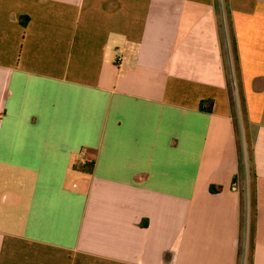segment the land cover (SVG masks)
Wrapping results in <instances>:
<instances>
[{
    "label": "crops",
    "instance_id": "crops-1",
    "mask_svg": "<svg viewBox=\"0 0 264 264\" xmlns=\"http://www.w3.org/2000/svg\"><path fill=\"white\" fill-rule=\"evenodd\" d=\"M225 2L243 132L221 0H0V264H264V0Z\"/></svg>",
    "mask_w": 264,
    "mask_h": 264
},
{
    "label": "rangeland",
    "instance_id": "rangeland-1",
    "mask_svg": "<svg viewBox=\"0 0 264 264\" xmlns=\"http://www.w3.org/2000/svg\"><path fill=\"white\" fill-rule=\"evenodd\" d=\"M225 0H221V5H222V11H223V20H222V27H223V30H224V33H225V44L226 46L228 47V53L230 55V63L232 65V71L234 72L233 76H234V83L236 84L235 86L232 84L233 88H234V93L233 94V97H234V104H235V110L237 112V123H238V126L239 128L242 130L243 132V129L245 127V122H244V117H243V112H242V107H241V102L239 100V93H237V88H238V83H237V80H236V64H235V61H234V55H233V51H232V48H233V44H232V33L230 32V24H229V18H228V15H227V12H226V9H225ZM239 104H240V107H239ZM242 136H243V133H242ZM244 143V144H243ZM242 144L244 146V150L246 152L245 154V159L247 161V154L250 150V142L248 141V139H246L244 142L242 141ZM246 170L248 171V167H247V164H246ZM248 174V173H247ZM246 205L247 207L249 206V203L248 201L246 202ZM248 209V208H247ZM250 215L248 214V211L246 212V222L247 224L249 223V220H250ZM247 227V226H246ZM250 231H251V228H250ZM246 248V247H245ZM245 255V254H244ZM249 255H250V247H249V251H248V258H249Z\"/></svg>",
    "mask_w": 264,
    "mask_h": 264
},
{
    "label": "trees",
    "instance_id": "trees-1",
    "mask_svg": "<svg viewBox=\"0 0 264 264\" xmlns=\"http://www.w3.org/2000/svg\"><path fill=\"white\" fill-rule=\"evenodd\" d=\"M226 3V2H225ZM224 3V4H225ZM225 9H226V12H227V7L225 6ZM228 14V18H229V24H230V32H231V22H230V14L229 12L227 13ZM232 33V32H231ZM232 44H233V48H232V51H233V55H234V60H235V63H236V68H237V50H236V47H235V41H234V36H233V33H232ZM237 70V69H236ZM239 99H240V102H241V97H240V94H239ZM241 107H242V112H243V117H244V122H245V113H244V107H243V103H241ZM240 129V128H239ZM240 132H241V129H240ZM241 135V134H240ZM248 139V138H246ZM249 141V140H248ZM250 142V141H249ZM251 145V143H250ZM241 151L244 153V148L241 147ZM241 152V157H242V171H243V175L245 176L246 175V163H247V167H248V176L250 178V185H251V192H253V186H254V179H255V171H254V166H253V163H254V158H253V152H252V149L250 147V150L247 154V161L245 162V159H244V155ZM91 167L92 165H89V164H86L85 166L82 167V169H87L88 167ZM234 187L236 188L237 187V183H238V178L236 177L234 179ZM222 188L221 187H217V190H221ZM212 191H215V188H212ZM243 194L244 193V188H243Z\"/></svg>",
    "mask_w": 264,
    "mask_h": 264
},
{
    "label": "built area",
    "instance_id": "built-area-1",
    "mask_svg": "<svg viewBox=\"0 0 264 264\" xmlns=\"http://www.w3.org/2000/svg\"><path fill=\"white\" fill-rule=\"evenodd\" d=\"M233 85L235 86L236 84L233 82ZM246 234H247V232H249V223L247 224V222H246ZM246 254L244 255V262H245V259H246Z\"/></svg>",
    "mask_w": 264,
    "mask_h": 264
}]
</instances>
